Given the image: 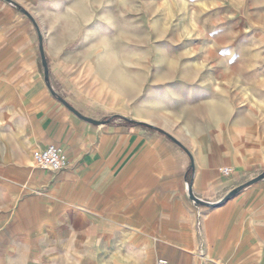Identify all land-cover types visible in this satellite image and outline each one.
Here are the masks:
<instances>
[{
  "label": "crops",
  "instance_id": "obj_1",
  "mask_svg": "<svg viewBox=\"0 0 264 264\" xmlns=\"http://www.w3.org/2000/svg\"><path fill=\"white\" fill-rule=\"evenodd\" d=\"M39 37L0 0V264H264L259 169L226 178L220 157L173 137L191 161L149 124L88 110L102 123L85 122L49 93ZM51 144L69 160L54 174L33 160Z\"/></svg>",
  "mask_w": 264,
  "mask_h": 264
},
{
  "label": "rangeland",
  "instance_id": "obj_2",
  "mask_svg": "<svg viewBox=\"0 0 264 264\" xmlns=\"http://www.w3.org/2000/svg\"><path fill=\"white\" fill-rule=\"evenodd\" d=\"M15 1L63 107L149 124L264 176V0Z\"/></svg>",
  "mask_w": 264,
  "mask_h": 264
},
{
  "label": "built area",
  "instance_id": "obj_3",
  "mask_svg": "<svg viewBox=\"0 0 264 264\" xmlns=\"http://www.w3.org/2000/svg\"><path fill=\"white\" fill-rule=\"evenodd\" d=\"M36 168L42 172L58 173L69 165L65 151L58 145L51 144L33 154ZM219 172L223 177H231L235 170L233 167H222Z\"/></svg>",
  "mask_w": 264,
  "mask_h": 264
},
{
  "label": "water",
  "instance_id": "obj_4",
  "mask_svg": "<svg viewBox=\"0 0 264 264\" xmlns=\"http://www.w3.org/2000/svg\"><path fill=\"white\" fill-rule=\"evenodd\" d=\"M39 51H40V58H41V64H42V67H43V71H44V79H45V82L47 83V87L48 89L50 90L51 94L53 95H56V93L53 91L50 83H49V69H48V64H47V60H46V56H45V52H44V46H43V39L40 35L39 37ZM59 101L62 102L73 114H75L76 116H78L79 118H81L82 120H84L85 122H88L90 124H94V125H99L101 124L102 122L100 121H96V120H93L91 118H87L85 117L84 115H82L80 112H78L74 107H72L67 101H65L63 98L61 97H58ZM162 132L163 134H165L163 131H160ZM169 136V135H167ZM170 137V136H169ZM172 138V137H170ZM172 140H174L177 144L180 145L179 142H177L175 139L172 138ZM189 155L191 161H192V156L190 155V153L182 146L180 145ZM192 166H193V163H192ZM264 176H259L257 177L256 179H254L252 182H250V184H253L261 179H263ZM242 188H238L236 190H234L233 192H231L226 198H225V201L231 199L237 191L241 190ZM189 194H190V197L196 201L197 203L199 204H203V202H201L198 198H196L194 195H193V192L191 189H189Z\"/></svg>",
  "mask_w": 264,
  "mask_h": 264
},
{
  "label": "trees",
  "instance_id": "obj_5",
  "mask_svg": "<svg viewBox=\"0 0 264 264\" xmlns=\"http://www.w3.org/2000/svg\"><path fill=\"white\" fill-rule=\"evenodd\" d=\"M132 124H134V125H139L138 123H132Z\"/></svg>",
  "mask_w": 264,
  "mask_h": 264
}]
</instances>
